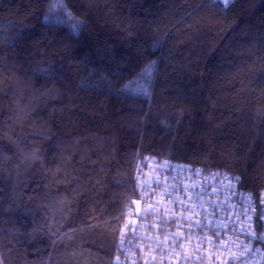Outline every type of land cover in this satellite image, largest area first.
I'll list each match as a JSON object with an SVG mask.
<instances>
[{"label":"trees","instance_id":"16d2710c","mask_svg":"<svg viewBox=\"0 0 264 264\" xmlns=\"http://www.w3.org/2000/svg\"><path fill=\"white\" fill-rule=\"evenodd\" d=\"M49 2L0 0V258L132 264L146 158L264 187V0Z\"/></svg>","mask_w":264,"mask_h":264},{"label":"built area","instance_id":"2783aa9c","mask_svg":"<svg viewBox=\"0 0 264 264\" xmlns=\"http://www.w3.org/2000/svg\"><path fill=\"white\" fill-rule=\"evenodd\" d=\"M145 161L146 167L138 165L135 171L140 213L136 216L134 209L130 211L120 243L131 254L132 264H224L225 260L230 264H264V239L254 240L250 235L256 231L264 236V220L253 217L249 227L240 215L245 208H259L264 213V187L258 193L249 192L227 174L198 171L155 157ZM149 203L155 206L151 210ZM193 211L207 225L203 232L194 228L189 233L187 225L180 227L181 217ZM162 218L166 221L163 224ZM128 227L131 239L138 238L137 248L128 243ZM213 231L223 234L217 239ZM250 240L252 250L245 252ZM230 252L236 255L230 257Z\"/></svg>","mask_w":264,"mask_h":264},{"label":"snow or ice","instance_id":"6c2138e0","mask_svg":"<svg viewBox=\"0 0 264 264\" xmlns=\"http://www.w3.org/2000/svg\"><path fill=\"white\" fill-rule=\"evenodd\" d=\"M224 5H228L230 0H222ZM70 15V14H69ZM84 27V24L82 21L77 20L73 25H72V31L74 35H78L79 33L82 32V29ZM156 65V61H152L149 65L148 68L151 69L152 67H154ZM142 77L146 78V82L145 85L140 86L136 92L137 94H142V95H147V80L151 79V72L148 70H145L143 73H141ZM0 130H2V127H0ZM3 160V154L0 153V163H2ZM230 179H235L237 181L240 180V177H231ZM181 206L183 207V201H180ZM155 206L152 203L148 204V209L151 210L153 209ZM168 210H166V214H167ZM249 213H251V215H249ZM199 214L195 213L193 211V213L191 215L188 216H182L181 220L182 223L180 224V227H183L184 225H187L188 228V232L192 233L193 229H199L201 232L204 231V229L207 227V225H205L203 223V221L201 219L196 218ZM243 218L247 219V222L249 224V227H251V223L253 222V217L256 218V220H264V213H262L259 208H245V210L240 214ZM119 220V217L117 218V222ZM164 222H166L163 218L161 220V224H163ZM243 223V221H242ZM241 231L243 232L244 229L242 227ZM222 232H217V231H213L212 232V236L216 237L217 239L222 235ZM251 235V239L254 240H262L264 239V236H260L257 235L256 231H251L250 233ZM200 243H203V236L201 237ZM2 247V246H0ZM217 247H223V245H217ZM251 240L249 241V244L244 246V251L245 252H249L251 251ZM236 254L235 253H229L230 257H234ZM185 259H188V257H185ZM0 264H8V260L6 258H0ZM224 264H230L229 260H225Z\"/></svg>","mask_w":264,"mask_h":264},{"label":"rangeland","instance_id":"374dc122","mask_svg":"<svg viewBox=\"0 0 264 264\" xmlns=\"http://www.w3.org/2000/svg\"><path fill=\"white\" fill-rule=\"evenodd\" d=\"M45 20L56 24L66 25L70 30H72V25L74 24V17L63 0H50L45 14ZM259 190L256 192L258 193Z\"/></svg>","mask_w":264,"mask_h":264},{"label":"water","instance_id":"95a60500","mask_svg":"<svg viewBox=\"0 0 264 264\" xmlns=\"http://www.w3.org/2000/svg\"><path fill=\"white\" fill-rule=\"evenodd\" d=\"M133 203V206H134V209H135V214H136V216H139V206H140V204H139V202L138 201H133L132 202ZM135 223H136V220L134 219L133 220V225H135Z\"/></svg>","mask_w":264,"mask_h":264}]
</instances>
